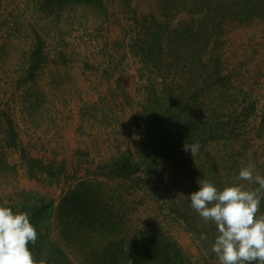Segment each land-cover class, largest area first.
I'll return each mask as SVG.
<instances>
[{
	"label": "trees",
	"instance_id": "1",
	"mask_svg": "<svg viewBox=\"0 0 264 264\" xmlns=\"http://www.w3.org/2000/svg\"><path fill=\"white\" fill-rule=\"evenodd\" d=\"M73 35L88 50L97 38L104 46L93 56L73 53ZM19 38L26 60L10 75H18L30 113L46 101L43 72L54 67L57 85L76 70L89 73L104 88L82 112H93L115 139L109 158L88 160L81 174L35 157L0 92V183L17 169L15 152L34 181L61 188L58 201L19 199L12 207L37 230L29 244L37 264H71L59 258L65 247L80 264H217L210 247L217 228L191 207L199 190L191 175L220 190L240 183L249 191L258 185L236 181L239 170L252 164L264 176V0H0V75ZM132 64L134 87L125 83ZM193 142L201 145L194 157L183 150ZM259 210L264 215V198ZM176 224L197 237L198 256L171 233Z\"/></svg>",
	"mask_w": 264,
	"mask_h": 264
},
{
	"label": "rangeland",
	"instance_id": "2",
	"mask_svg": "<svg viewBox=\"0 0 264 264\" xmlns=\"http://www.w3.org/2000/svg\"><path fill=\"white\" fill-rule=\"evenodd\" d=\"M22 4H19V9L26 11L28 7ZM139 4L141 5V3ZM26 19H30V17ZM89 28L94 30L97 25L92 24ZM51 33L53 32H49V34ZM115 35L116 33L111 31L106 37L114 40ZM85 38L89 39L88 37ZM19 40L20 38L14 39L8 48L11 61L6 75H0V92L2 98L9 101L10 109L13 110L14 118L20 128V134L24 143L31 145L33 155L52 163L63 162L70 171H79L78 174L83 173L88 160L100 161L109 158L115 150V139L112 136L111 128L101 122L95 123L93 112L88 117L87 115L84 117L82 112L83 102H90L92 105L97 101L98 92L101 93L104 88L102 81L89 73H85L83 76L76 70L72 73L75 79L72 80L71 78L68 84L63 82L57 85L52 77L55 69L51 66V71L47 72L46 70V74H44L45 72L41 74V77H43L39 82V90L41 88L44 92H47L46 101L38 109L40 112L32 114L22 104L23 97L26 95L25 90L20 88L16 82L18 75H10L15 73L16 71L13 70L16 67L18 68L19 64H24L26 60L23 55L28 50L26 40ZM97 40L91 42L90 50H88L86 48L87 41L73 35L68 43V49L73 53L85 52L87 56L88 52H91V56H93L98 51L92 48L104 46V42L100 38H97ZM49 47L50 50L53 49L50 43H48V49ZM137 67L132 64L127 72L125 83L129 86H135ZM39 90H31L29 95L35 96ZM10 160L17 166V169L15 172L9 171L0 183V206L12 208L19 202V199L30 201V204L35 203L38 199L45 200V203H49L51 199L56 201L60 199L61 188L56 186L45 187L43 184L34 181L30 177L26 166L20 160L19 154L13 152L10 155ZM201 179L202 177H198L196 172L193 176L191 175V180L199 181ZM177 184L179 186L182 183ZM190 185H193V183H189L188 187ZM176 190L177 195L180 197L176 201L183 205L185 202L187 203L188 199L183 197L181 189L177 188ZM260 212L258 209V213ZM213 227V225H209L211 234H214ZM171 231L185 251L196 256L199 255V241L196 236L190 234L185 228L179 227L178 224L174 225ZM202 235L201 233L199 238ZM63 250L64 252L59 256L61 263L80 264L72 250L66 247ZM199 264H203L202 260Z\"/></svg>",
	"mask_w": 264,
	"mask_h": 264
},
{
	"label": "clouds",
	"instance_id": "3",
	"mask_svg": "<svg viewBox=\"0 0 264 264\" xmlns=\"http://www.w3.org/2000/svg\"><path fill=\"white\" fill-rule=\"evenodd\" d=\"M201 149L198 142L185 143L183 150L194 157ZM252 164L242 167L234 179L258 185L249 191L235 183L218 189L207 180H199V190L189 196L191 207L204 221L216 225L211 244L219 264H264V215H257L264 198V176L254 174ZM38 233L26 212L0 206V264H37L29 244ZM202 239H206L202 235Z\"/></svg>",
	"mask_w": 264,
	"mask_h": 264
}]
</instances>
